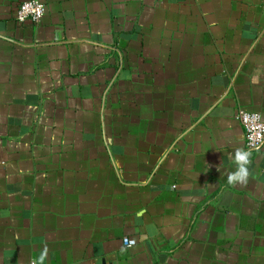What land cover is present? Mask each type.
I'll return each mask as SVG.
<instances>
[{
    "label": "crops",
    "instance_id": "crops-1",
    "mask_svg": "<svg viewBox=\"0 0 264 264\" xmlns=\"http://www.w3.org/2000/svg\"><path fill=\"white\" fill-rule=\"evenodd\" d=\"M25 1L0 0V264H264V149L225 175L237 111L264 121V0Z\"/></svg>",
    "mask_w": 264,
    "mask_h": 264
},
{
    "label": "built area",
    "instance_id": "built-area-1",
    "mask_svg": "<svg viewBox=\"0 0 264 264\" xmlns=\"http://www.w3.org/2000/svg\"><path fill=\"white\" fill-rule=\"evenodd\" d=\"M44 14V4L39 0H27L18 6L15 14V21L19 25L25 23L37 24L41 21ZM235 120L239 122L243 128L245 148L249 145L264 141V121L260 115L239 110L235 115ZM122 245L125 248H132L136 245V241L126 237L122 239Z\"/></svg>",
    "mask_w": 264,
    "mask_h": 264
},
{
    "label": "clouds",
    "instance_id": "clouds-1",
    "mask_svg": "<svg viewBox=\"0 0 264 264\" xmlns=\"http://www.w3.org/2000/svg\"><path fill=\"white\" fill-rule=\"evenodd\" d=\"M264 149V141L249 145L247 148L238 147L231 154L235 168L233 171L226 172L227 183L233 187H245L249 183L250 172L249 165L253 152H259ZM220 171V169H218ZM47 257V251H43L39 257V264H43Z\"/></svg>",
    "mask_w": 264,
    "mask_h": 264
}]
</instances>
